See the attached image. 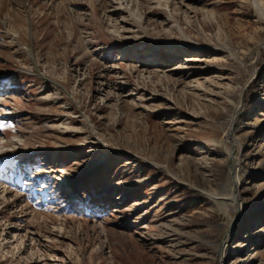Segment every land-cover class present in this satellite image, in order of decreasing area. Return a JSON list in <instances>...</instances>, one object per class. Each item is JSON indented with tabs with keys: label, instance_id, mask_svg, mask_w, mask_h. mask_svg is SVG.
Instances as JSON below:
<instances>
[{
	"label": "rangeland",
	"instance_id": "obj_1",
	"mask_svg": "<svg viewBox=\"0 0 264 264\" xmlns=\"http://www.w3.org/2000/svg\"><path fill=\"white\" fill-rule=\"evenodd\" d=\"M256 2L0 0V264H264Z\"/></svg>",
	"mask_w": 264,
	"mask_h": 264
},
{
	"label": "bare ground",
	"instance_id": "obj_2",
	"mask_svg": "<svg viewBox=\"0 0 264 264\" xmlns=\"http://www.w3.org/2000/svg\"><path fill=\"white\" fill-rule=\"evenodd\" d=\"M254 4L262 11V7L259 2H256V0H252ZM233 130V127H231V131ZM230 138V137H229ZM240 171V170H239ZM238 168L235 169L234 175L237 178L236 185L234 186V194L232 195V200L236 203V214L237 216L234 218L235 221L230 225L231 227H234L235 225L239 224L241 220L244 218V212H245V205L240 200V193L238 187H240V176H239ZM234 180V178H232ZM238 211V212H237ZM226 256V249L223 248L220 252L219 256V264L222 263V259ZM224 260V259H223Z\"/></svg>",
	"mask_w": 264,
	"mask_h": 264
}]
</instances>
